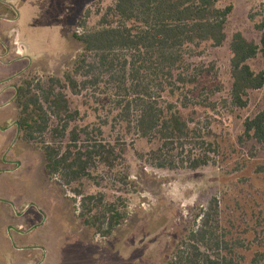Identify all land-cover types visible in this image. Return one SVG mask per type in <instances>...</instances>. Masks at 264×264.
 <instances>
[{"label":"rangeland","instance_id":"rangeland-1","mask_svg":"<svg viewBox=\"0 0 264 264\" xmlns=\"http://www.w3.org/2000/svg\"><path fill=\"white\" fill-rule=\"evenodd\" d=\"M115 2L14 0L9 8L0 0V16L17 17L0 25V55L7 49L5 61L31 55V60L15 64L12 82L7 84L63 78L83 51L74 34L100 27L107 8ZM231 4L234 8L226 23L224 44L203 45L189 58L190 73L199 74L193 93L211 106L194 104L183 113L194 116L200 126L210 123L220 145L217 152H208L207 165L197 169L153 166L143 156L151 148L147 139L128 131L115 118L114 96L107 86L90 85L80 95L67 89L71 106L80 111L78 123L89 124L90 129L102 127V139L116 144L120 154L115 169L99 166L93 179L85 182L87 193L102 191L106 201L127 212L112 233H98L87 224L81 216V197L72 192L73 186H63L58 178L45 174L40 145L22 139L18 131L15 101L0 109V264H166L175 248L202 224L205 211L210 214L209 229L216 236L226 234L237 241L236 249L245 256V263L264 251V144L245 130V120L264 109V87L249 92L246 108L233 109L224 102L232 85V37L240 31L260 42L264 0L219 3L222 7ZM249 63L256 71L264 69L261 55ZM14 94L11 89L3 101ZM9 124L13 125L5 130ZM14 159L18 162L12 163ZM13 203L18 211L32 204L36 213L34 221L24 225L36 226L26 236L17 232L25 219ZM8 210L12 221L4 216Z\"/></svg>","mask_w":264,"mask_h":264},{"label":"trees","instance_id":"trees-1","mask_svg":"<svg viewBox=\"0 0 264 264\" xmlns=\"http://www.w3.org/2000/svg\"><path fill=\"white\" fill-rule=\"evenodd\" d=\"M219 3L116 0L100 27L74 34L83 51L63 78L50 77L46 83L24 79L18 86L15 104L22 139L40 145L45 174L58 178L63 186H73L72 192L81 197V216L98 233H112L127 212L106 201L102 191L87 193L85 182L93 179L99 166L115 169L120 154L116 144L102 139V127L90 129L89 124L78 123L80 111L71 106L67 89L80 95L90 85L107 86L114 96L115 118L147 139L151 148L143 156L153 166L197 169L207 165L208 152L220 147L216 134L210 123L200 126L183 109L211 106L193 93L199 74L190 73L189 58L203 45L219 47L226 41L225 27L234 7ZM230 49L232 85L224 102L233 109L246 108L249 92L264 87V69L256 71L249 63L264 57V32L259 43L236 32ZM245 130L264 144V109L245 120ZM209 223L205 211L202 224L175 248L166 264H264V251L245 263L237 241L226 234L214 235Z\"/></svg>","mask_w":264,"mask_h":264},{"label":"crops","instance_id":"crops-1","mask_svg":"<svg viewBox=\"0 0 264 264\" xmlns=\"http://www.w3.org/2000/svg\"><path fill=\"white\" fill-rule=\"evenodd\" d=\"M13 1L14 0H2V2H4V4H6L9 8H13ZM4 15V14H3ZM8 17V18H7ZM6 18L4 16H0V19L2 20V22L0 23V25H8L9 22H12L14 20L17 19L12 17V18H9V16H7ZM14 18V19H13ZM4 21V22H3ZM5 55L1 54L0 55V72L3 73V78H0V80H3L7 75L11 74V70L12 68L15 66V58L14 59H10L9 61H5L4 60V57ZM25 56V55H23ZM31 55L28 53L25 57H19L20 59H28V60H31ZM7 62V63H5ZM6 75V76H5ZM1 85V84H0ZM2 92H0L1 94ZM5 95H3L1 98H0V101L4 98ZM7 107V106H6ZM18 160L17 159H14L12 161V163H17ZM13 207H14V210L17 211L18 215L20 217H23L25 219V221L23 222H19V226L17 228V232L19 234H21L22 236H26L27 234H29L32 230H34L35 228V224L32 226V227H29V228H26V226L24 225H28L30 223H32L33 220V216L32 215H35L36 213L34 211H32V204H30L29 206H25L24 209H22L21 211H18L17 208H19V206H17L15 203L11 204ZM17 207V208H16ZM32 212V213H31ZM24 214V215H23ZM4 216L9 220V221H12L13 219V215H12V212H10V210L6 211V213L4 214ZM9 225H11L9 223ZM11 228V226H10Z\"/></svg>","mask_w":264,"mask_h":264},{"label":"flooded vegetation","instance_id":"flooded-vegetation-1","mask_svg":"<svg viewBox=\"0 0 264 264\" xmlns=\"http://www.w3.org/2000/svg\"><path fill=\"white\" fill-rule=\"evenodd\" d=\"M8 53H9V50L7 49V50H6V53H4L3 55L7 56ZM5 56H4L3 58H5ZM22 60H24V59L16 58L15 63H17V62H19V61H22ZM5 63H7V62H5ZM13 76H14V74L12 73V74L7 75L3 80H0V84H4V86L0 88V92H2V93L0 94V98H1L3 95H5L4 97H6V96L10 93V90H11V89H12V90H13V89L15 90V94L12 95L11 98L6 99L5 101H3V99H2V100L0 101V109L3 108V107L8 106V105L11 104V103H13V101H15V99H16L17 91H18V86H16L14 83H9V84H7V83L10 82V81L12 82V78H13ZM5 83H6V84H5ZM11 125H13V124H9V125L5 128V130H7V129L9 130V128H10ZM18 128H19V127H18Z\"/></svg>","mask_w":264,"mask_h":264},{"label":"water","instance_id":"water-1","mask_svg":"<svg viewBox=\"0 0 264 264\" xmlns=\"http://www.w3.org/2000/svg\"><path fill=\"white\" fill-rule=\"evenodd\" d=\"M16 124L18 125V127H19V122L18 121H16ZM18 131H20V128H18ZM36 227V226H35Z\"/></svg>","mask_w":264,"mask_h":264}]
</instances>
